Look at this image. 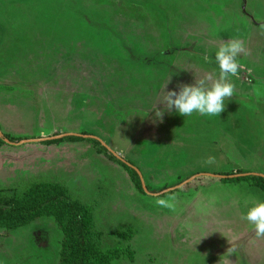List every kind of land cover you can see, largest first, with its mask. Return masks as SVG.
<instances>
[{"label": "rangeland", "instance_id": "1", "mask_svg": "<svg viewBox=\"0 0 264 264\" xmlns=\"http://www.w3.org/2000/svg\"><path fill=\"white\" fill-rule=\"evenodd\" d=\"M262 33L264 0H0V199L72 200L84 264H264V238L241 219L264 202L249 177L264 176ZM232 39L248 54L225 111H165V86L218 78ZM60 134L80 139L23 142ZM166 194L175 211L155 204ZM54 213L0 215V264H67L72 231Z\"/></svg>", "mask_w": 264, "mask_h": 264}, {"label": "clouds", "instance_id": "2", "mask_svg": "<svg viewBox=\"0 0 264 264\" xmlns=\"http://www.w3.org/2000/svg\"><path fill=\"white\" fill-rule=\"evenodd\" d=\"M241 54H248V50L242 40L232 39L222 42L215 54V62L219 66L218 78L208 74L204 78L196 79L194 85L179 84L177 85L178 92L175 90L165 91L166 85L161 103L164 105V110L171 112L175 109L183 117H191L193 114L219 117L225 111V101L230 100L235 93V85L230 82V78L238 77L243 67L238 59ZM204 60L206 63L211 62L207 56L204 57ZM154 111L156 117L162 120L164 111L159 110L157 106ZM215 162V157L210 156L205 161V164L212 165ZM176 199L175 195L166 194L163 197H156L155 204L160 208L175 211L174 202ZM241 219L254 226L255 236L258 239L264 238V202L252 206ZM230 245L231 247L227 249L223 257L231 256L238 252V247ZM220 264H222V260Z\"/></svg>", "mask_w": 264, "mask_h": 264}, {"label": "trees", "instance_id": "3", "mask_svg": "<svg viewBox=\"0 0 264 264\" xmlns=\"http://www.w3.org/2000/svg\"><path fill=\"white\" fill-rule=\"evenodd\" d=\"M66 139L77 141L80 139L77 135H67ZM136 181L140 183L139 176L136 171H133ZM251 179H257L264 182L263 176H249ZM13 200V199H12ZM52 204H59L63 207L64 217L62 214L57 215L54 213L55 219L58 221L60 215L64 220H67L69 228L72 231L71 238L66 240L64 248L66 249V261L67 264H84L87 255V241H86V228L84 223V218L81 211L72 200L64 198L58 195H48L45 197H38L33 203L18 204L17 202H12L8 198L0 199V215L4 217H15L24 218L27 215H33L39 213L43 208L49 207ZM36 217V216H35ZM66 222V221H65Z\"/></svg>", "mask_w": 264, "mask_h": 264}, {"label": "water", "instance_id": "4", "mask_svg": "<svg viewBox=\"0 0 264 264\" xmlns=\"http://www.w3.org/2000/svg\"><path fill=\"white\" fill-rule=\"evenodd\" d=\"M67 135H69V134H60V135H57V136H53V137H49V138H39V139H29V140H25V141H23V142H28V141H43V140H49V139H57V138H61V137H63V136H67ZM86 137H92V138H95V139H97L95 136H86ZM109 149V148H108ZM110 150V149H109ZM114 155H116L114 152H112ZM117 156V155H116ZM118 157V156H117ZM118 158H120V157H118ZM121 159V158H120ZM208 175H211V176H217V177H220V178H226V177H237V176H239V175H231V176H225V175H213V174H208ZM242 175H250V174H242ZM252 175H256V174H252ZM261 176V175H260ZM193 177H195V176H193ZM192 177V178H193ZM264 177V176H263ZM191 179V178H190ZM189 179V180H190ZM188 180V181H189ZM144 187V186H143ZM144 189H146L145 187H144Z\"/></svg>", "mask_w": 264, "mask_h": 264}]
</instances>
